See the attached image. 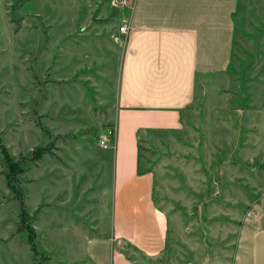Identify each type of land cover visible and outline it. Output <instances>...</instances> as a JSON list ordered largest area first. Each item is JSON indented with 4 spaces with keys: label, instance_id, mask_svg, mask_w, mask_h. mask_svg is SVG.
<instances>
[{
    "label": "rangeland",
    "instance_id": "obj_1",
    "mask_svg": "<svg viewBox=\"0 0 264 264\" xmlns=\"http://www.w3.org/2000/svg\"><path fill=\"white\" fill-rule=\"evenodd\" d=\"M118 7L0 0V264H94L89 240L118 247L102 157L113 150L96 145L114 132ZM233 19L230 61L198 76L182 127L138 141L166 231L158 254L122 244L134 264H250L264 214V0H236Z\"/></svg>",
    "mask_w": 264,
    "mask_h": 264
},
{
    "label": "crops",
    "instance_id": "obj_2",
    "mask_svg": "<svg viewBox=\"0 0 264 264\" xmlns=\"http://www.w3.org/2000/svg\"><path fill=\"white\" fill-rule=\"evenodd\" d=\"M235 3L125 0L119 5L118 12L126 14H115L112 22V30L123 39L108 147L113 151L102 156L107 164L112 158L110 238L118 247L110 246L107 236L89 240L86 256L92 263L134 264L121 249L125 243L144 255L163 250L166 219L154 205V174L139 168L137 145L141 139L179 130L198 76L226 69ZM122 24L124 34L117 31ZM250 240V264H264V214Z\"/></svg>",
    "mask_w": 264,
    "mask_h": 264
},
{
    "label": "built area",
    "instance_id": "obj_3",
    "mask_svg": "<svg viewBox=\"0 0 264 264\" xmlns=\"http://www.w3.org/2000/svg\"><path fill=\"white\" fill-rule=\"evenodd\" d=\"M115 5H121L125 3V0H111ZM118 33L124 34L126 32V26L124 24L119 25L117 28ZM96 145L100 149H106L111 146V139L109 137V131L106 133H100L96 139Z\"/></svg>",
    "mask_w": 264,
    "mask_h": 264
},
{
    "label": "trees",
    "instance_id": "obj_4",
    "mask_svg": "<svg viewBox=\"0 0 264 264\" xmlns=\"http://www.w3.org/2000/svg\"><path fill=\"white\" fill-rule=\"evenodd\" d=\"M112 131H109V137L112 138ZM138 156H139V145H137V159H138ZM137 171L138 170V167H137ZM32 245V244H31ZM31 250L34 252V248L31 246Z\"/></svg>",
    "mask_w": 264,
    "mask_h": 264
}]
</instances>
